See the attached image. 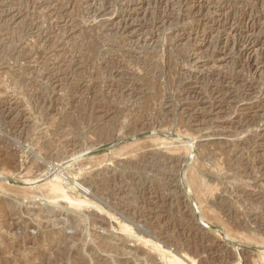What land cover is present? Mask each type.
<instances>
[{
	"label": "rangeland",
	"instance_id": "1",
	"mask_svg": "<svg viewBox=\"0 0 264 264\" xmlns=\"http://www.w3.org/2000/svg\"><path fill=\"white\" fill-rule=\"evenodd\" d=\"M263 235L264 0H0V264Z\"/></svg>",
	"mask_w": 264,
	"mask_h": 264
},
{
	"label": "bare ground",
	"instance_id": "2",
	"mask_svg": "<svg viewBox=\"0 0 264 264\" xmlns=\"http://www.w3.org/2000/svg\"><path fill=\"white\" fill-rule=\"evenodd\" d=\"M251 42V41H250ZM224 48V47H223ZM245 50V49H244ZM13 51V50H12ZM21 85V84H20ZM150 127V126H149ZM237 147H239V146H237ZM224 151V150H223ZM233 151V150H232ZM222 152V151H221ZM240 152V151H239ZM158 154H161V153H158ZM164 154V153H163ZM260 154V153H259ZM156 156V155H155ZM229 156V155H228ZM228 156H226V157H228ZM165 157V156H164ZM240 157V156H239ZM168 160V159H167ZM232 160V159H231ZM164 162V161H163ZM166 162V161H165ZM230 163V162H229ZM175 164V163H174ZM229 167V166H228ZM252 170V169H251ZM234 171V170H233ZM195 176V175H194ZM200 178V177H199ZM195 179H196V177H195ZM194 180V179H193ZM197 180V179H196ZM195 180V181H196ZM117 181V180H116ZM198 181V180H197ZM196 181V182H197ZM161 182V181H160ZM195 182V184L196 185H198V184H200L201 185V183H200V181H199V183H196ZM193 183V182H192ZM196 185H195V187H196ZM57 187V186H56ZM58 188V187H57ZM197 188H198V186H197ZM200 188H201V186H200ZM159 189V188H158ZM172 189V188H171ZM196 189V188H195ZM57 190V189H56ZM173 191V190H172ZM195 191V190H194ZM197 192V191H196ZM195 192V193H196ZM158 195V194H157ZM197 196V195H196ZM200 196V195H199ZM198 197V196H197ZM202 198V197H201ZM176 199V198H175ZM200 199V198H199ZM157 200H158V198H157ZM180 200V199H179ZM155 201V200H154ZM202 202H203V200H202ZM214 202V201H213ZM160 203V202H159ZM242 203V202H241ZM178 208V207H177ZM44 210V209H43ZM177 210V209H176ZM181 210V209H180ZM179 210V211H180ZM185 211V210H184ZM185 213V212H184ZM135 216V215H134ZM202 217V216H201ZM249 217V216H248ZM208 220V219H207ZM183 221V220H182ZM234 221V220H233ZM125 222H126V220H125ZM135 222V221H134ZM168 222V221H167ZM188 222V221H187ZM211 222V221H210ZM209 222V223H210ZM132 223H133V221H132ZM190 223V222H189ZM134 224V223H133ZM176 225V224H175ZM186 225V224H185ZM225 225V224H224ZM190 226V225H189ZM172 227V226H171ZM184 227H188L187 225L186 226H184ZM232 228V227H231ZM263 230V229H262ZM169 231V230H168ZM190 231V230H189ZM253 231V230H252ZM256 231V230H255ZM191 232V231H190ZM252 233V232H251ZM255 233V232H254ZM146 234V233H145ZM194 234V233H193ZM195 235H196V233H195ZM252 235V234H251ZM177 236H179V235H177ZM193 237V236H192ZM198 237V236H197ZM196 237V238H197ZM263 237H264V235H263ZM176 238V237H175ZM178 238V237H177ZM181 238V237H180ZM179 238V239H180ZM200 238V237H199ZM179 239H178V241H176L175 242V247H176V249L178 250V252L179 251H182L183 252V250H185V252H187V251H191L192 253H193V258L195 257V256H197V259H198V256L200 255V253H202V254H204L205 256H203L202 254L199 256V262L200 263H202V264H204L205 263V261H208L207 262V264H228V262L230 263V257H227L226 255H224V257H222V254H221V256L220 257H217V256H219V255H217V256H214V252H216L217 251V253H218V251L219 250H216L215 251V248H216V246H220L221 245V242L218 240V239H213L212 240V243H209V244H201V245H197V243H196V245H193V243H191V244H189V241L187 240V242H185V240H183L184 242H181V241H179ZM194 239H195V236H194ZM57 240V239H56ZM173 240V239H172ZM175 240V239H174ZM196 240V239H195ZM202 240V239H201ZM200 240V241H201ZM53 241V240H52ZM58 241V240H57ZM191 241H193V240H191ZM211 241V240H210ZM264 241V240H263ZM166 242L168 243V241L166 240ZM202 242V241H201ZM209 242V241H208ZM53 243V242H52ZM55 243V242H54ZM56 243H58V242H56ZM167 243H166V245H167ZM169 243H170V241H169ZM200 243V242H199ZM120 244V243H119ZM164 244V243H163ZM122 245V244H121ZM165 245V244H164ZM165 245V246H166ZM189 245H191V246H189ZM117 246V245H116ZM119 247H120V245H118ZM38 247V246H37ZM170 248V247H169ZM223 248V247H222ZM175 249V250H176ZM174 250V251H175ZM187 250V251H186ZM222 249H220V251H221ZM138 251V250H137ZM173 251V250H172ZM219 251V252H220ZM170 252V251H169ZM191 252H187V253H190L189 255H192V253ZM223 251H221V253H222ZM226 254H228L226 251H224ZM173 253V252H172ZM186 253V254H187ZM245 253V252H244ZM170 254H171V252H170ZM176 254V253H175ZM174 254V255H175ZM179 254V253H178ZM38 255H40V254H38ZM139 255H140V253H139ZM195 255V256H194ZM231 255V254H230ZM142 256V255H141ZM177 256V255H176ZM149 257V256H148ZM174 257V256H173ZM171 258L170 259V261H169V264H184L182 261H180V260H177V259H174V258ZM180 257V256H179ZM204 257V258H203ZM246 257V256H245ZM145 259V258H144ZM143 259V260H144ZM122 260V259H121ZM129 260V259H128ZM147 260V259H146ZM244 260V259H243ZM120 261V260H119ZM124 262L126 261L125 259L123 260ZM130 261V260H129ZM148 261V260H147ZM148 264V262H145V264ZM232 263V262H231ZM125 264H127V263H125ZM168 264V263H167Z\"/></svg>",
	"mask_w": 264,
	"mask_h": 264
}]
</instances>
